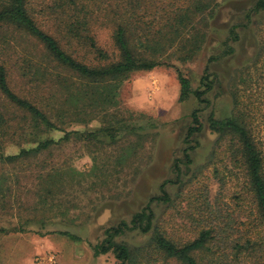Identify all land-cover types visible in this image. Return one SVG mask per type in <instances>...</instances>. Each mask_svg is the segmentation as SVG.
Segmentation results:
<instances>
[{
	"label": "trees",
	"instance_id": "trees-1",
	"mask_svg": "<svg viewBox=\"0 0 264 264\" xmlns=\"http://www.w3.org/2000/svg\"><path fill=\"white\" fill-rule=\"evenodd\" d=\"M91 1L0 0V45H10L8 35L19 43L14 60L0 55V233L57 232L80 240L66 225L70 210L62 208V195L66 179L82 173L52 161L50 152L73 140L111 147L127 135H139L143 127L131 120L132 113L125 115L119 101L123 83L136 71L175 67L179 101L193 95L210 105L206 95L218 77L208 64L232 55L239 28L264 11V0H254L239 15L243 18L232 22L228 36L217 39L218 48L194 88L177 63L196 58L222 8L242 0ZM14 67L23 80L19 92L10 80ZM238 105L236 100L230 116L209 115V129L217 135L210 163L220 186L214 196L204 188L184 208L194 235L181 239L174 226L172 230L156 223L153 204L172 201L166 190L172 180H167L130 220L105 229L104 239L94 245L95 255L112 252L115 264L134 262V250L117 237L137 230L150 234L147 249L178 264H264V142L254 135L250 112ZM201 110L192 112L187 143L203 128ZM93 121L96 126L75 128ZM57 131L62 135H51ZM5 135L10 137L4 140ZM6 142L19 151L5 153ZM194 148L184 149L187 164ZM180 162L174 163L178 172ZM230 179L238 181L232 195L235 208L223 197ZM7 216L16 222L4 224ZM205 250L209 259L204 261L198 255Z\"/></svg>",
	"mask_w": 264,
	"mask_h": 264
},
{
	"label": "rangeland",
	"instance_id": "rangeland-1",
	"mask_svg": "<svg viewBox=\"0 0 264 264\" xmlns=\"http://www.w3.org/2000/svg\"><path fill=\"white\" fill-rule=\"evenodd\" d=\"M90 1L85 0L93 4ZM253 1L226 3L209 30L203 51L192 60L177 63L182 73L191 78L194 88L200 83L208 58L218 48L217 39L228 36V27L243 18L239 15L246 12ZM243 22L247 24L248 20ZM239 32L240 40L233 44L234 53L208 64L209 71L218 77L213 90L206 95L211 101L208 106L193 95L187 101H179L180 83L175 67L159 66L130 74L121 87L119 101L125 115L132 113L131 120L143 127L139 135H127L120 144L111 147L73 140L50 152L52 161L66 163L82 173L66 179L62 195V208L70 210L71 222L66 225L81 239L74 240L57 232L47 235L33 231L0 233V264H115L117 260L112 252L95 255L94 245L104 239L106 228L130 220L146 206L167 180H172L166 184L172 201L153 204L156 223L172 230L174 226L181 239L193 236L184 208H189L204 188L214 196L220 186L214 165L210 163L217 138L209 129L210 113L214 111L217 118L230 116L238 100L239 108L250 112L254 135L264 142V11L252 17L248 26L240 27ZM7 37L10 45L1 43L0 55L11 61L15 59L19 43L16 37ZM10 71L11 84L19 92L23 80L16 67ZM197 108L202 109L203 128L187 143V131L193 124L192 112ZM96 122L75 128L96 126ZM51 135L58 137L62 132ZM9 137L3 136L4 140ZM3 144L7 154L19 151L12 142ZM187 146H195L190 151L189 164L184 155ZM177 159L181 161L179 172L174 167ZM233 180H228L223 196L230 202L229 208H235L232 195L238 181ZM22 199L33 200L25 196ZM9 220V216L5 217L4 224L16 222L15 218ZM117 241L134 250V262L127 264H178L146 248L150 234L129 230L117 237ZM207 253L205 250L198 257L208 260Z\"/></svg>",
	"mask_w": 264,
	"mask_h": 264
}]
</instances>
